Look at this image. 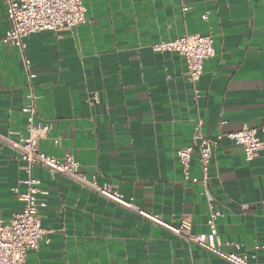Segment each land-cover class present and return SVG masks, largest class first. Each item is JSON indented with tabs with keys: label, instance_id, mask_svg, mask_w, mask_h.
<instances>
[{
	"label": "crops",
	"instance_id": "1",
	"mask_svg": "<svg viewBox=\"0 0 264 264\" xmlns=\"http://www.w3.org/2000/svg\"><path fill=\"white\" fill-rule=\"evenodd\" d=\"M87 20L74 29L3 41L11 28L0 0V134H27L21 108L36 97L38 120L52 125L40 148L72 153L89 178L196 233L209 230L213 205L225 251L264 262V150L247 160L224 137L213 147L207 184L184 178L179 148L196 121L209 138L257 128L264 139V0H85ZM208 12V19L204 14ZM189 33H211L215 55L197 82L177 52L152 46ZM26 60L29 63H26ZM56 139H60L57 144ZM25 162L0 139V214L23 209ZM47 230L28 264H233L180 238L66 175L31 171ZM191 175L201 178L198 157ZM229 243V244H226Z\"/></svg>",
	"mask_w": 264,
	"mask_h": 264
},
{
	"label": "built area",
	"instance_id": "2",
	"mask_svg": "<svg viewBox=\"0 0 264 264\" xmlns=\"http://www.w3.org/2000/svg\"><path fill=\"white\" fill-rule=\"evenodd\" d=\"M4 2L7 18L12 25L3 41L19 48L22 52L26 48L25 37L29 34L43 30L74 29L87 20L85 0H4ZM203 17L208 19V12ZM152 48L160 52H177L184 57L187 63V76L193 82L201 78L206 61L215 55L214 38L211 33L186 32L175 38L155 43ZM26 63L29 61L26 60ZM28 97L29 102L21 108L26 115L27 134L18 133L16 138L0 134V139L18 152L28 172V177L22 181L27 190L20 192L18 188H14L18 199L23 202L22 211L8 222L0 214V264H28L29 250L37 249L47 233L40 214V208L46 203L38 198L39 194L46 192L40 189V180L31 175L34 166H42L52 173L66 175L120 206L136 211L180 238L233 264H264L260 261L251 262L248 255L240 252L239 244H235L238 249L236 251L223 249L225 243L218 231V218L222 212L213 205L207 220L209 230L196 233L192 231L189 221L183 220L179 225L168 222L160 215L137 206L133 198L126 197L111 183L100 184L96 175L89 178L82 170L80 161L72 153L68 152L63 157H58L42 150L40 140L48 135L52 125L37 119L38 109L33 91ZM262 131L264 132V128ZM224 137L242 147L247 160H253L264 150V139L259 135L257 128L244 126L237 132L209 138L203 133L202 121L198 120L193 127L191 144L177 150V157L183 167L186 181L207 184L213 147L217 146ZM55 142L58 144L60 139H56ZM196 156L200 162L201 178L191 175V166ZM262 203L264 205V200Z\"/></svg>",
	"mask_w": 264,
	"mask_h": 264
}]
</instances>
